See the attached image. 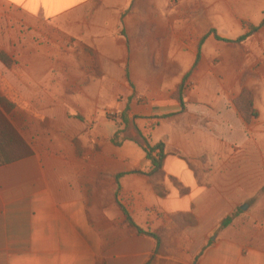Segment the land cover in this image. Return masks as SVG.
I'll return each instance as SVG.
<instances>
[{"label": "crops", "instance_id": "crops-1", "mask_svg": "<svg viewBox=\"0 0 264 264\" xmlns=\"http://www.w3.org/2000/svg\"><path fill=\"white\" fill-rule=\"evenodd\" d=\"M254 9L264 11V3ZM167 11L145 9L144 0H0V45L32 47L56 60L61 50H83L101 75L93 90L120 91L129 81V43L139 49L141 64L154 58L148 34L159 36L150 29L159 27ZM249 47L245 84L255 107L264 108V27L249 38ZM2 51L12 57L10 49L0 46ZM141 67L135 82L148 91L159 83V72ZM240 90L238 80L209 92L210 101L200 100L198 109L184 102L187 114L198 115L186 120L178 142L163 140L173 132L166 123L155 128L157 141L148 142L164 143V197L146 175L152 169L146 158L113 171L94 154L82 158L70 149L65 157L33 152L0 166V264H264V132L222 127L225 108L231 113L227 106ZM179 109L174 101L172 112ZM120 205L138 227L174 232L185 254L176 261L164 253L170 242L155 252V240L133 232Z\"/></svg>", "mask_w": 264, "mask_h": 264}, {"label": "rangeland", "instance_id": "rangeland-1", "mask_svg": "<svg viewBox=\"0 0 264 264\" xmlns=\"http://www.w3.org/2000/svg\"><path fill=\"white\" fill-rule=\"evenodd\" d=\"M263 3L264 0H144L145 9L165 6L168 10L167 17H161L159 27L150 29L156 30L159 36L148 34L146 43L158 56L143 60L141 64L139 49L135 43H129V81L120 91L93 90L92 81L101 75L97 70L94 75L91 56L83 50L73 53L66 50L65 54L61 50L60 58L56 60L48 58L47 53L41 56L32 47L2 44L0 46L10 49L12 57L5 54L12 63L10 66L0 63L1 118L25 143L29 155L34 152L55 157L63 154L65 157L71 149L82 158L94 154L98 163L110 164L115 171L133 161L141 163L145 160L144 153L135 143L126 141L117 146L112 142L114 134L125 127L120 117L126 108L131 109L128 117L129 114L137 116L135 120L129 117L130 123L135 124L145 138L157 141L159 135L155 128L164 122L173 132L166 134L163 140L175 143L183 136L180 132L189 125L186 120L198 115L187 114L184 102L193 103L198 109L200 100L210 101L209 92L227 88L239 80L241 90L227 106L231 113L225 108L227 118L224 121L228 122L222 124L223 130L264 132V122L259 119L264 116V108L255 107L253 92L245 84L250 76L248 61L253 55L249 38L264 25L236 41L264 19V11L254 9V5ZM141 66L159 72L155 76L159 83L154 88L150 86L148 91H139L135 82ZM183 81V107L172 112L173 95ZM243 91L250 94L256 112V117L249 122L235 105ZM147 112L153 114L146 120L142 114ZM237 119L240 121L238 126ZM194 121L199 123L198 119ZM127 134L135 135L131 126ZM153 179L159 181L158 176ZM115 180L117 182L118 178ZM169 180L171 186L181 188L175 180ZM158 235L162 252L163 245L170 242L173 245L170 254L164 253L174 256L176 261L185 254L184 248L177 249L178 239L174 232L166 235L162 229Z\"/></svg>", "mask_w": 264, "mask_h": 264}, {"label": "trees", "instance_id": "trees-1", "mask_svg": "<svg viewBox=\"0 0 264 264\" xmlns=\"http://www.w3.org/2000/svg\"><path fill=\"white\" fill-rule=\"evenodd\" d=\"M262 25H264V19L260 22L258 26H254V27L251 26L250 31L245 35L239 37L236 41L243 40L244 38L250 36ZM216 38L220 40L219 37L216 36ZM203 40L201 41V44ZM0 63L4 64L5 66H10L12 62L5 53L1 52ZM183 84L184 81L173 95L174 100L177 101L181 107H183V100L181 97ZM235 105L246 122H249L251 119H254L256 117V112L252 108L250 94L247 91H243L241 93V96L235 101ZM128 113H129V109L126 108L125 111L121 114L120 120L125 127L121 131H118L114 134L112 142L115 145L120 146L126 141H131L142 149L145 158L151 163L152 166L151 171L146 175L151 177L153 189L155 193L160 197H164L167 194V190L164 188V184H163V180H164L163 162L166 157L164 143L159 142L153 146L150 145L148 139L144 137V135L138 129V127L135 124L130 123ZM130 126L134 131L135 134L134 136L131 134H127V130L129 129ZM28 155H29V151L25 143L17 136L15 131L7 124V122L3 118H1L0 115V166L18 161L22 158H25ZM154 176H158L159 181L154 180L153 179ZM118 177L119 176H117V178ZM120 208L129 228L132 229L133 232L139 235H146L153 238L156 243L155 252H158L161 248V239L158 233L150 232L148 230H144L138 227L132 221L131 217L129 216L125 208L122 207L121 205ZM234 216L235 214H232L228 216L226 219H224L221 222L219 228L222 229L227 227L233 220ZM145 264H150V261H148Z\"/></svg>", "mask_w": 264, "mask_h": 264}]
</instances>
